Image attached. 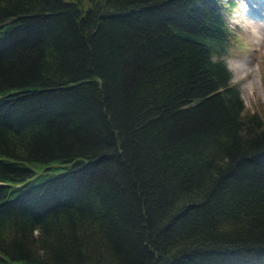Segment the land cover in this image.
I'll return each instance as SVG.
<instances>
[{
    "label": "trees",
    "instance_id": "trees-1",
    "mask_svg": "<svg viewBox=\"0 0 264 264\" xmlns=\"http://www.w3.org/2000/svg\"><path fill=\"white\" fill-rule=\"evenodd\" d=\"M227 5L0 0V264H264Z\"/></svg>",
    "mask_w": 264,
    "mask_h": 264
},
{
    "label": "rangeland",
    "instance_id": "rangeland-1",
    "mask_svg": "<svg viewBox=\"0 0 264 264\" xmlns=\"http://www.w3.org/2000/svg\"><path fill=\"white\" fill-rule=\"evenodd\" d=\"M224 1L231 4L227 5L229 10H226L225 16L233 30L231 43L224 57L233 72V82L241 89L246 107L251 111L262 112L264 109V18L258 16L251 6L249 7L252 9V15L246 14L243 7L247 1L263 11L264 7L260 6L259 0Z\"/></svg>",
    "mask_w": 264,
    "mask_h": 264
},
{
    "label": "bare ground",
    "instance_id": "bare-ground-1",
    "mask_svg": "<svg viewBox=\"0 0 264 264\" xmlns=\"http://www.w3.org/2000/svg\"><path fill=\"white\" fill-rule=\"evenodd\" d=\"M259 2H261L260 3V6H263L264 7V0H259ZM248 3V4H247ZM247 3L244 5V7H243V10H244V12L246 13V14H251L252 15V9H250V7L249 6H251V8H253L254 10H255V12H257V15L258 16H261L262 18H264V11L263 10H261L260 8H256L255 7V4H253V3H250L249 1H247ZM254 81V80H253ZM252 82V81H251ZM250 82V83H251ZM254 83V82H253ZM251 87V86H250Z\"/></svg>",
    "mask_w": 264,
    "mask_h": 264
}]
</instances>
